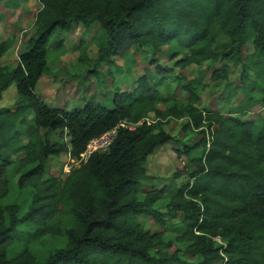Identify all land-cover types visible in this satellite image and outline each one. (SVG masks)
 Listing matches in <instances>:
<instances>
[{"label":"trees","instance_id":"obj_1","mask_svg":"<svg viewBox=\"0 0 264 264\" xmlns=\"http://www.w3.org/2000/svg\"><path fill=\"white\" fill-rule=\"evenodd\" d=\"M12 1L10 7L16 8ZM38 2L41 8L34 18V37L28 40L18 64H0V102L11 86L16 91L14 108H0V200L8 192L10 166L2 153L24 154L23 163L31 168L22 174L20 184L34 189L25 213L15 204L0 207V264H264V121L240 120L249 109L264 105V0ZM73 23L84 30L97 24L90 42L97 49L95 63L116 66L114 58L127 61L133 48L151 54L152 70L145 68L132 90L117 93L112 109L86 104L79 110L62 111L49 108L35 94L40 77L48 73L51 39L57 33L69 34ZM217 31L229 41L220 54L213 51ZM13 44V36L0 42V60ZM90 44L80 41L72 46L79 54V65L91 63L87 58ZM172 44L187 53L174 62L178 69L218 60L241 68V85L234 93L241 92L242 101L230 117L199 111L200 92L190 85L183 86L189 96L186 103L172 95L162 100L160 90L169 92L166 81L172 70L161 68L155 59L162 48ZM248 44L252 53L243 59ZM54 45L63 55V38L57 36ZM228 75L229 66L224 64L211 73L210 81L227 80ZM161 102L164 110L157 108ZM29 112L31 120H27ZM150 115L157 123L142 124L133 131L119 129L105 153L93 154L86 164L59 179L42 180L49 159L64 154L78 160L89 141L119 122L137 124ZM183 118L188 120L185 131L203 135L197 144L176 152L177 157L187 159L192 171L174 174V179L186 175L187 180L168 203L185 227L177 241L188 245L183 251L151 254L172 246L161 234L144 231L138 221L145 216L158 226L164 224L163 214L155 209L162 193L149 191L140 201L137 191L151 178L144 167L148 157L172 141L161 121ZM18 126L25 128L26 141ZM42 130L64 134L67 141L49 142L40 136ZM60 206L72 219L64 230L63 246L42 260L17 246L21 226L36 225L35 237L48 229ZM215 238L224 245H218Z\"/></svg>","mask_w":264,"mask_h":264},{"label":"rangeland","instance_id":"obj_2","mask_svg":"<svg viewBox=\"0 0 264 264\" xmlns=\"http://www.w3.org/2000/svg\"><path fill=\"white\" fill-rule=\"evenodd\" d=\"M14 4L12 0H0V42L8 37H14L12 48L0 60L4 67H15L19 62V56L25 52L29 39L34 37L35 28L33 27L36 13L40 10L38 0H15L16 8L10 6ZM97 31V24H93L89 29L84 30L83 26L77 23L72 24L70 33L56 34L49 43V58L47 61L48 73L44 74L37 83L35 94L49 108H57L62 111H73L82 109L86 104H98L106 109H112L113 99L117 93L127 92L133 89V82L143 74L145 68H150L151 54L147 51L141 52L133 48L127 61L114 58L116 66L107 67L103 63H95L97 58V49L90 44L92 37ZM57 36L64 40L63 55L55 50V40ZM80 41L90 44L87 50V58L91 63L79 65L77 62L78 52L72 51V46H76ZM229 41L217 31L215 34V44L213 51L217 54L227 50ZM243 59L252 53V45L248 44L243 48ZM187 55L184 50L179 49L175 44L161 49V53L156 56L155 61L161 68L171 69L167 74L166 81L170 86L169 92L160 90L162 100L167 96L172 97L181 103H186L189 96L183 90V86L190 85L199 90L198 102L196 107L199 111L219 113L225 117H230V113L237 108L242 101L241 92L235 90L240 84L241 68H235L232 62L218 60L216 62H207L199 67L191 66L185 69H178L174 66L177 59ZM156 64V65H157ZM229 66V75L227 80L211 82V73L222 65ZM254 80L253 76H250ZM202 87L204 89H202ZM16 99L14 85L3 93V99L0 102V108L13 109ZM255 100H263L261 96H255ZM165 103L161 102L157 108L164 110ZM32 114H27V120H31ZM149 120L157 123V119L150 115ZM243 122L264 121V105L259 104L240 117ZM188 122L187 119H167L161 121V128L172 137V141L164 146L158 147L153 154L148 157L144 167L147 174L151 177L148 181L141 183L138 187L137 198L142 201L147 192L158 190L162 193V198L155 204L157 209L164 216V224L158 226L151 218L142 216L139 218V224L142 229L150 234L159 233L163 236L164 242H170V248H159L161 252L173 253L176 250L183 251L187 243H180L177 239L185 232V227L181 223L179 214L173 215L168 207L169 199L175 195L181 184L187 180L183 175L179 179H174L176 172L184 169L192 171V166L185 157H177L176 152L181 151L184 146L189 147L197 144L203 137L198 131H185L183 127ZM154 123V124H155ZM24 136L25 128L18 126ZM40 136L49 141H67L64 134L59 132L40 131ZM33 140V138H31ZM2 157L10 163L7 180L8 192L1 198L0 207L15 204L20 207L21 214L25 213L32 201L34 194L33 187L20 184L22 174L31 167L23 163L24 154L11 156L2 153ZM69 157V156H68ZM61 155L51 158L44 164L42 180L49 178H61L69 170L78 167L69 162V158ZM68 169V170H65ZM72 219L68 210L59 207V213L49 222L48 229H43L35 237L38 227L36 225H24L20 227L22 238L17 246L25 247L33 253L36 258L44 259L54 249L63 246L65 239L64 230L71 226ZM215 242L223 246L224 242L219 238ZM17 248V247H15ZM185 259L196 262L185 256Z\"/></svg>","mask_w":264,"mask_h":264},{"label":"built area","instance_id":"obj_3","mask_svg":"<svg viewBox=\"0 0 264 264\" xmlns=\"http://www.w3.org/2000/svg\"><path fill=\"white\" fill-rule=\"evenodd\" d=\"M154 123L155 122L150 121L149 118H145L141 120L140 122H138L137 124H132L130 122H127L126 120H123L119 122V124L113 129L89 141V143L86 145V148L82 156L78 160H72L69 158V162L74 165L81 166V165L86 164V162L89 160V158L93 154L105 153L110 148V146L114 143L119 129L133 131L136 127L142 124H146L149 126ZM65 170H68V169H65Z\"/></svg>","mask_w":264,"mask_h":264},{"label":"crops","instance_id":"obj_4","mask_svg":"<svg viewBox=\"0 0 264 264\" xmlns=\"http://www.w3.org/2000/svg\"><path fill=\"white\" fill-rule=\"evenodd\" d=\"M42 77H43V75L40 77V79L39 80H41L42 79ZM39 82V81H38ZM41 99V98H40ZM42 100V99H41ZM44 102V101H43ZM46 105V104H45ZM48 106V105H47ZM54 109H57V108H54ZM64 156H66V157H68L67 155H64ZM69 158V157H68Z\"/></svg>","mask_w":264,"mask_h":264}]
</instances>
